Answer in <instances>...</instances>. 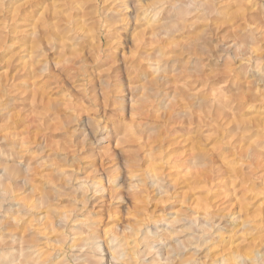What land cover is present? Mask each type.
<instances>
[{
  "label": "rangeland",
  "instance_id": "1",
  "mask_svg": "<svg viewBox=\"0 0 264 264\" xmlns=\"http://www.w3.org/2000/svg\"><path fill=\"white\" fill-rule=\"evenodd\" d=\"M0 264H264V0H0Z\"/></svg>",
  "mask_w": 264,
  "mask_h": 264
},
{
  "label": "bare ground",
  "instance_id": "2",
  "mask_svg": "<svg viewBox=\"0 0 264 264\" xmlns=\"http://www.w3.org/2000/svg\"><path fill=\"white\" fill-rule=\"evenodd\" d=\"M158 3V2H157ZM154 4H156L155 2H154ZM153 5V4H152ZM157 6V5H156ZM143 7V6H142ZM145 8V7H144ZM162 9V8H161ZM157 10V9H156ZM144 11V10H143ZM150 11V10H149ZM152 11V10H151ZM142 12V11H141ZM157 12V11H156ZM161 12V11H160ZM154 13V12H153ZM144 14V13H143ZM155 14V13H154ZM155 15H157V14H155ZM143 17V16H142ZM157 17V16H156ZM156 17H153V18H156ZM152 20V19H151ZM152 21H154V20H152ZM151 22V21H150ZM7 35V34H6ZM143 45V44H142ZM2 46H4V44L2 45ZM142 58V57H141ZM137 61V60H136ZM140 61V60H139ZM138 61V62H139ZM138 65H139V63H138ZM255 165H256V167H258V165H259V159H255ZM101 191V190H100ZM99 193V192H98ZM113 242V241H112ZM23 253V252H22ZM25 253V252H24ZM40 255V254H39ZM38 255V256H39ZM27 257V256H26ZM112 258H113V256H112ZM24 259V258H23Z\"/></svg>",
  "mask_w": 264,
  "mask_h": 264
}]
</instances>
